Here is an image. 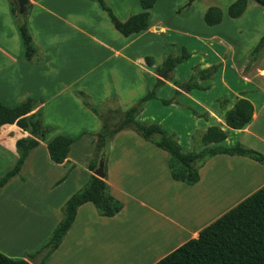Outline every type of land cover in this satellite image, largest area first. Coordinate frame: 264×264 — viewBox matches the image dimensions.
I'll list each match as a JSON object with an SVG mask.
<instances>
[{
  "label": "crops",
  "instance_id": "crops-1",
  "mask_svg": "<svg viewBox=\"0 0 264 264\" xmlns=\"http://www.w3.org/2000/svg\"><path fill=\"white\" fill-rule=\"evenodd\" d=\"M13 1L0 0V99L5 105L15 106L33 97L43 100L33 112L40 111L43 116L46 109L61 105L63 96L71 88L75 90L73 95L83 87L94 96L85 86L87 78L96 72L106 88L102 95L105 99L126 95L136 101L147 96L144 92L149 88L156 92L151 101H159L164 108L173 106V110L192 111L200 119H212L228 132L227 140L232 131L238 135V144L264 154V67L259 63L254 66L244 61L240 65L235 63L243 55L242 35L257 32L256 42L264 37V28L258 25L261 22L253 18L264 12V7L256 1L247 0L245 13L233 19L228 15V8L237 0H229L226 8L218 7L223 12V21L208 26L204 16L210 7L202 8L203 0L172 1L166 7L162 6L163 0H158L151 11V27L125 37L117 33L109 14L95 1L29 0L32 8L27 25L43 63H30L25 58L12 13ZM104 1L123 22L141 12L140 0ZM179 27L185 31H179ZM189 30L195 32L194 39L204 48V66L215 68L216 72L222 65L220 84L225 93L210 102L204 93L211 92L214 83L188 80L178 85L172 81L174 71L160 73L172 55L168 46L176 44L169 39V32L189 35ZM80 40L85 43L81 44L84 47L87 44L99 47L103 56L95 65L84 72L78 71L61 84L58 71L74 68ZM216 47L223 53L218 54ZM84 51L86 60L92 52L85 48ZM207 51H212L215 63L205 60ZM226 55L234 58V63L227 61ZM148 57L153 60L151 65L146 60ZM60 58L66 60L62 63ZM215 72L208 78L212 79ZM148 77L152 81L146 85ZM189 84L199 87L189 90ZM165 87L168 91L161 97ZM195 91L203 93L202 96H195ZM241 98L253 104L254 116L246 128L234 130L227 126L225 117ZM99 121L93 127L78 128L73 123L66 128L61 124L49 125L53 131L39 140V146L28 156L20 175L0 188V232H23L33 237L32 242L28 241L18 251L23 258L12 256L15 247L8 249L0 243V248L11 250L9 256L26 259L23 256L26 251L36 254L65 219L68 200L82 191L94 175L90 164L95 158L97 136L103 128V122ZM58 132L69 136L86 133L72 145L63 164L53 163L48 151V142ZM30 137L34 138L16 124L0 129V178L20 158L18 141ZM168 159L166 151L144 140L134 129L119 132L106 156L105 172L111 194L123 203V210L114 217H103L92 203L81 206L71 229L46 264H155L184 243L198 238L204 228L264 187V165L244 156L220 154L207 160L199 170L200 181L195 185L175 181ZM224 163L243 167L250 189L220 210L219 203H210V199L214 182L221 172H226L221 167ZM227 174L233 173L230 170ZM172 196L177 199H171Z\"/></svg>",
  "mask_w": 264,
  "mask_h": 264
},
{
  "label": "trees",
  "instance_id": "trees-1",
  "mask_svg": "<svg viewBox=\"0 0 264 264\" xmlns=\"http://www.w3.org/2000/svg\"><path fill=\"white\" fill-rule=\"evenodd\" d=\"M92 1L97 2L109 14L116 30L125 37L147 31L151 27V11L158 3V0H140L141 12L123 22L104 0ZM192 1L194 0H190V2ZM254 1L264 7V0ZM31 8L32 5L29 3L25 14H20L19 7L17 9L13 7L12 13L23 42L25 58L30 63H43L44 59L39 58V51L27 25ZM246 9L247 0H237L229 6L228 15L236 19L241 17ZM204 20L208 26L218 25L223 21V12L218 7H210L205 13ZM262 47H264V37L256 51L258 52ZM189 57V53L183 52L180 56L167 58L163 71L172 72ZM146 60L150 65L153 63L150 57ZM214 72L215 68L206 69L200 72V76L208 78ZM197 87L199 86L196 84L187 85L189 90ZM155 97V91L149 93L136 106L129 109L123 116L124 118L115 126L109 124L106 115L101 113L99 108H92L93 112L104 122L102 130L97 136L96 157L90 164L91 171H95L99 167L101 159H106L115 136L127 128L134 129L144 140L166 151L169 155L168 166L172 178L187 185L197 184L200 181V168L207 160L220 154L244 156L264 165V154L257 150L242 144L231 147L224 146L223 143L228 139V132L218 125L209 127L203 133L201 140L204 148L202 150L183 152L180 144L169 137L161 125L137 121V115L141 111L142 105ZM42 101L30 97L23 103L8 106L0 99V129L5 125L16 124L33 136L38 134L41 140H44L48 134V128L41 121L42 113L40 111L33 113ZM253 116V104L249 100L241 98L227 112L225 122L231 129L242 130L252 122ZM84 134L86 133L83 132L78 136L60 134L50 140L48 142L50 160L55 164H63L69 157L72 145ZM39 143V140L31 137L18 141L20 158L16 166L0 178V188L6 186L12 178L20 175L25 161L30 153L39 146ZM87 203H92L99 215L103 217H114L124 208L123 203L111 194L106 179L91 175L85 188L68 200L65 206V219L55 228L51 239L36 254L32 255L36 256L41 251L48 250L41 264H46L50 256L59 248L76 219L78 209ZM0 264L30 263L26 259H15L0 251ZM155 264H264V187L204 228L198 238L184 243Z\"/></svg>",
  "mask_w": 264,
  "mask_h": 264
},
{
  "label": "rangeland",
  "instance_id": "rangeland-1",
  "mask_svg": "<svg viewBox=\"0 0 264 264\" xmlns=\"http://www.w3.org/2000/svg\"><path fill=\"white\" fill-rule=\"evenodd\" d=\"M107 1L110 2L112 0ZM172 1L179 2L181 0H163L162 6L166 7L172 5ZM228 1L229 0H203L201 4L202 8L205 9L209 7H222L224 9L226 8ZM251 1L255 2L254 0ZM13 3V7L17 9L19 7L18 3L16 1H13ZM253 18L258 19V21L261 22L260 24H258L260 25L259 27L264 28V12H259V14L254 15ZM178 29H180L179 31H185L180 27ZM187 32L189 33V35L177 32H169L168 35L169 39L176 42L175 46L171 48L170 46H168V51L172 54L171 57H177L182 55L184 50H186L185 52H188L191 56L187 60L179 64L173 70L174 73H172V76L174 74L175 77H172V81H174V83H177L178 85H184V83L188 80H193L194 82L207 81V83H214V88L212 89V91L207 94L204 93V95L208 98L210 102L214 100L218 95L225 93L223 87L220 84V71L222 65H220V67H217L215 76L212 79L201 77L200 72L207 69V67L204 66L205 64H203L202 62L204 58L202 51H204V48L200 47V43L197 42L196 39H194L193 35H195V32H192L190 30ZM117 33L119 32L117 31ZM257 39H259L257 32H251L250 34L247 33L242 35V37L240 38V49L244 51L242 57L236 58V65H240V62L244 61L248 62L252 66L259 63V65L264 67V47H262L258 52L256 51V48L261 40L260 39L259 42H256L258 41ZM81 44L85 43H83L82 41L79 43V49L78 54H76V63L74 65V68H71V70H69L67 69L66 65H64L66 69L64 68L58 71V75L60 77V81L58 82H60L61 84L64 82V80L65 82H67V80L69 81L70 78H73V76H75L78 71L84 72V70L89 69L90 67L95 65L96 62H98L99 59L103 56V52L99 47L95 45H92V47H90V44H87L84 47V45ZM68 47L69 45L66 44L65 50H67ZM84 48L92 52L91 57H86V60L84 57ZM195 48L196 50L193 52V49ZM214 50L218 54L223 53L218 47H216ZM206 53V61L211 63H215L217 61L212 51H207ZM225 57L227 61L231 60V63H234V58H231L230 55H226ZM65 60L66 58H60V61L62 63ZM163 72L164 71L162 69L160 73ZM96 74V72H93L90 75L91 79L90 77L87 78V85L85 86L86 89L93 92L94 96H91L88 91L85 90L83 87H80L79 89L81 91H76V95H73V93H75V90L71 88L70 92L63 96L64 100L61 105L56 104L55 106L51 107L52 109H46L41 119L43 125L48 128L49 125L61 124L66 128L67 126L73 123L74 125H76L75 127L78 128L87 126L93 127L96 124L101 123L99 119L104 122L98 115L97 116L99 117V119L94 115L92 108L97 107L100 109L99 111L101 113H104L106 115L109 124L115 126L117 125V123L120 122L121 119L124 118L123 116L126 114V112H128L129 109L136 106L141 101L142 98L135 101L134 99H131L126 95L123 96V98L119 96H113L109 97L108 99H105L102 95L106 91V88L103 87L102 81L97 78ZM151 81L152 79L148 77L146 79V85L150 84ZM167 91L168 89L165 87V89L161 91L160 96L165 97ZM150 92H152V90L148 88V90L144 92V95H147ZM202 94L203 93L201 92L199 94L198 91H195L194 93V95L197 97L202 96ZM151 100L147 101L142 105V109L137 115V121L141 123L151 124L160 123L167 135L175 139L180 144L183 152L185 153L198 152L204 148V145L201 140L202 135L208 127L217 125L214 120H207L204 118L200 119L197 116H194V113L192 111L186 112L177 109L173 110V106L171 108H169L168 106L164 108L159 101ZM66 109L68 110L67 113ZM51 131H53V128H48V134L51 133ZM58 134L61 133L58 132L56 135ZM229 134V140L225 141L223 145L228 147L238 145V135H235L232 131ZM84 155H86V153H84ZM80 160H82L81 157ZM221 167L223 170L226 169V172H221V176L219 177L218 181L216 183L214 182L215 188L213 189V194L211 198L212 201L210 199V203H219L220 210L228 203L234 200L236 201V199H238V197H240L242 193L250 189V187L247 186V172L243 167H240L239 165L230 164H225ZM80 170L82 171V169ZM230 170L233 174H227V171ZM171 199H177V196H172ZM178 206H180V204H178ZM206 207H204V209H206ZM193 212L194 210L190 211L189 214ZM51 237L52 234H50L44 240L43 245L47 243L51 239ZM28 241L32 242L33 237L23 232H0V243L8 247V249L15 247V251L11 252L14 253V255L9 253V251L11 250L8 251L4 248H0V251L7 256L12 255L17 258H23L22 256H19L18 251L21 250L22 247L25 246ZM33 253L34 252L26 251L23 256H25L27 260L28 257H32Z\"/></svg>",
  "mask_w": 264,
  "mask_h": 264
},
{
  "label": "water",
  "instance_id": "water-1",
  "mask_svg": "<svg viewBox=\"0 0 264 264\" xmlns=\"http://www.w3.org/2000/svg\"><path fill=\"white\" fill-rule=\"evenodd\" d=\"M15 1L18 3L19 6V13L25 14L26 7L29 4V0H15ZM162 76L165 78L166 74H163ZM34 138L37 140H41V137L38 134L34 135ZM94 175L100 179H106L107 174L105 172V159H101L99 163V167L94 171ZM47 252L48 250H43L34 257H28L27 261L30 264H41Z\"/></svg>",
  "mask_w": 264,
  "mask_h": 264
}]
</instances>
